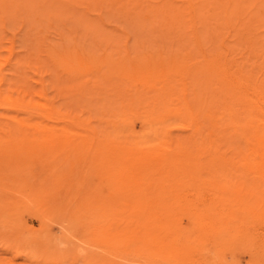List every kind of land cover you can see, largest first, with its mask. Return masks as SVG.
Instances as JSON below:
<instances>
[{
    "label": "rangeland",
    "instance_id": "1",
    "mask_svg": "<svg viewBox=\"0 0 264 264\" xmlns=\"http://www.w3.org/2000/svg\"><path fill=\"white\" fill-rule=\"evenodd\" d=\"M262 137L264 0H0V264H264Z\"/></svg>",
    "mask_w": 264,
    "mask_h": 264
},
{
    "label": "bare ground",
    "instance_id": "2",
    "mask_svg": "<svg viewBox=\"0 0 264 264\" xmlns=\"http://www.w3.org/2000/svg\"><path fill=\"white\" fill-rule=\"evenodd\" d=\"M195 16V15H194ZM185 93V92H184ZM181 94V93H180ZM184 98V97H183ZM261 98V97H260ZM186 102V101H185ZM4 106V105H3ZM12 108V107H11ZM17 108V107H16ZM192 108V107H190ZM5 109V108H4ZM238 117V116H237ZM241 117V116H240ZM65 121V120H64ZM133 122V120H132ZM189 125V124H187ZM191 125V124H190ZM75 126V125H74ZM131 126V125H130ZM133 131L134 132V135L138 136L140 134V131L138 129L137 126H131ZM134 127V128H133ZM192 127V126H191ZM71 128V127H70ZM72 129V128H71ZM71 129L69 131H71ZM83 129V128H82ZM84 130V129H83ZM78 131V130H77ZM89 133V131H88ZM71 134H73L71 132ZM80 135H81V132H80ZM77 136V135H76ZM167 136V135H166ZM256 136V135H255ZM164 137V136H163ZM260 143H261V148L260 149H256L254 152H252V157H251V163L254 165V164H259V163H262L261 160H264V137L260 138ZM165 148V147H164ZM189 151L191 154V148L190 146H185V148L183 147H180L179 148H174L173 147V142L172 140L167 137L166 139V152L167 154L169 155L168 158H170V163H171V170H170V176L173 175L174 173V170H176L177 168H181L182 165H186L185 169H187L189 166H190V163L188 162V159L185 157V154H186V151ZM261 151V152H259ZM251 152V151H250ZM205 157V156H204ZM134 158V157H133ZM137 158V157H136ZM140 158V157H139ZM143 158V157H141ZM167 158V160H168ZM146 159V157H145ZM145 159L143 160L142 162V168L143 170L142 171H135L134 174H132L134 172V170H131L132 167V163L128 164L129 167H131L130 170H128L129 172H131V174H128V175H132L130 177L129 180L131 185H132V192H135L136 194H138L141 199L138 200V203L137 205L132 209V215L131 217L134 219L135 223H140V224H143V229L142 231H130L131 232V238L133 240H136L137 241H140L142 240V238H145V222L152 220V222H154L155 220H157L159 217H164V218H168L170 215L168 214V210L171 209V206L169 205V203H164L162 204V200L160 199L157 203L156 201L161 198L160 196L158 198H155V202H154V205L152 206V208H149L152 209V211H145V187L147 188L148 185H147V177H151L152 174H149V171L148 169H150V167L148 165H150V163L152 164L154 161L150 160V157L147 158L146 160V163H145ZM154 159V158H153ZM132 160V159H131ZM156 160V159H154ZM192 160V159H191ZM130 161V160H129ZM133 162V160H132ZM173 162V163H172ZM140 163V162H138ZM148 164V165H147ZM139 166V165H138ZM208 167V166H207ZM127 170V169H126ZM168 170V171H169ZM124 172V170H122ZM121 171V172H122ZM128 171H125V172H128ZM120 172V173H121ZM122 172V173H123ZM125 172H124V175H125ZM139 172V173H137ZM137 173V174H136ZM127 174V173H126ZM255 174V173H253ZM135 176V177H134ZM236 176V175H235ZM171 178V177H170ZM125 179V178H124ZM127 179V178H126ZM169 179V178H168ZM257 180V179H256ZM153 180H151L152 182ZM120 182V181H119ZM150 182V183H151ZM158 182V180H157ZM170 182V181H169ZM149 183V182H148ZM164 183V182H163ZM160 184V186L164 185V184ZM246 183V182H244ZM150 185V184H149ZM256 192V191H254ZM260 192V191H258ZM153 195V194H152ZM235 195V194H234ZM147 196V199L150 201H153L151 198L152 196L149 194V195H146ZM156 197V196H154ZM264 197V195H263ZM234 200L236 201V205L239 206V207H242L244 210H246V214H245V217L243 220H249L251 222H257L261 217L264 218V205H262L261 202H259L258 200H254L253 198H248V196H246V193L244 194L243 192L241 191H238V193H236V195L234 196ZM176 202V201H175ZM156 203V204H155ZM264 204V202H263ZM163 207V208H162ZM236 211V210H234ZM149 212V213H148ZM151 212V214H150ZM168 215V216H167ZM220 220L221 222V225L222 226H227V227H230L233 231H235L237 234H245L246 233V227H245V224L244 223H239L237 220H233L231 219V217L228 216V214H223V216H219L218 217H215L214 219L211 220V222L213 223V221L216 223V220ZM151 222V224L155 227H149L148 230V233L149 235L151 236H154L155 234H158L160 231V229L156 226V222H154L155 224H153ZM214 223V224H215ZM172 224V223H171ZM169 224V225H171ZM195 224H196V227L200 228V230H204L205 229V225L202 223L200 217H196V220H195ZM168 225V226H169ZM128 226H125V228H127ZM181 227V226H180ZM148 228V227H147ZM172 228H168V231H166V234L173 236L172 234ZM170 232V233H169ZM177 233V232H175ZM178 235V233H177ZM177 235L175 237H177ZM154 242L155 241H158L157 237H154L153 238ZM188 241V240H187ZM190 241V239H189ZM190 244H188L187 247H189ZM179 258L181 257V254L179 252H177ZM143 259V258H142ZM146 259V258H145ZM149 264V263H148Z\"/></svg>",
    "mask_w": 264,
    "mask_h": 264
}]
</instances>
